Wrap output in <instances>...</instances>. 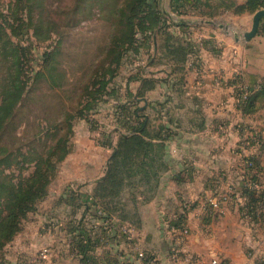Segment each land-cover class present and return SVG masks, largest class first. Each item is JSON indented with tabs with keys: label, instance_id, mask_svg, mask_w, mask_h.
<instances>
[{
	"label": "crops",
	"instance_id": "0c3cea01",
	"mask_svg": "<svg viewBox=\"0 0 264 264\" xmlns=\"http://www.w3.org/2000/svg\"><path fill=\"white\" fill-rule=\"evenodd\" d=\"M221 1L211 21L228 15L243 23L242 36L197 21L194 12L189 19L178 16L168 0L162 11L173 22L170 33L188 47L183 62L159 59L160 36L150 48L153 60L141 50L131 65L130 73L143 67L151 82L143 88L140 80L130 81L159 150L151 159L153 174L143 181L148 185L122 189L110 217L92 207H44L29 234L19 235L24 244L18 247L28 254L21 255L24 264H209L213 258L264 264V203L249 207L244 200L241 170L242 158L253 157V177L264 192V17L255 35L243 38L264 0L255 11L236 10L246 0ZM241 85L249 89L245 103L238 99ZM81 175L91 188L99 176L93 168ZM223 194L222 211L213 209L210 201ZM56 207L66 213L51 229L48 213Z\"/></svg>",
	"mask_w": 264,
	"mask_h": 264
},
{
	"label": "rangeland",
	"instance_id": "374dc122",
	"mask_svg": "<svg viewBox=\"0 0 264 264\" xmlns=\"http://www.w3.org/2000/svg\"><path fill=\"white\" fill-rule=\"evenodd\" d=\"M155 1L162 11L168 0ZM136 6L137 0H0V222L16 192L29 197L17 231L0 248V264H24L19 235L29 234L46 206L119 205V195L103 197L95 185L133 119L134 83L126 82L133 56L119 52L130 42ZM171 11L191 17L185 8ZM194 14L197 21L214 19ZM213 22L227 33L243 31L228 15ZM87 168L99 174L92 188L81 175ZM142 178L130 174L121 188H142ZM109 186L113 193L119 188L116 180ZM77 190L81 198L68 197ZM51 210L52 229L66 211Z\"/></svg>",
	"mask_w": 264,
	"mask_h": 264
},
{
	"label": "trees",
	"instance_id": "16d2710c",
	"mask_svg": "<svg viewBox=\"0 0 264 264\" xmlns=\"http://www.w3.org/2000/svg\"><path fill=\"white\" fill-rule=\"evenodd\" d=\"M169 2L171 9L175 11L180 12V8H185L190 12H198L211 18L221 12V10L218 9V3L222 1L169 0ZM224 4H226V9L230 8V2H225ZM262 4L263 0H246V3L244 5L237 6L236 10L242 11L244 9H248L255 11ZM155 5H157L155 0H137V12L132 18L134 23L131 20L129 21L131 31L128 41L130 42L125 44L123 50L119 52L120 57L122 56L123 58H127L128 56H133L132 62H134V59L141 53V50L148 51L152 47L153 43L156 44L158 37L161 36L163 40L161 48L163 50L161 49L162 55L159 56V59L170 57L176 64L183 62L188 47L182 44L179 40H176L170 33L168 28L173 24V22L165 16L161 9L159 10L155 8ZM148 56V61H151V59L153 60L151 54ZM144 74V68L140 67L138 72H135L133 76L128 77L127 83L133 80H140L143 83V88L144 85L148 87L150 85L148 83L151 82L150 80L144 78ZM142 87L138 90V96H141ZM133 105V119L131 121V125L128 126L129 130L120 136V139L115 147L117 150L116 157L110 159L104 176H102L98 180V184L95 185L101 187L103 197H114L119 195L125 185V180L128 175H142V179H144L142 181H146L150 178V174H153V169L155 170V167L151 163V159L153 155L158 154L159 150H156L153 147L152 141L149 137V131L147 129L149 121L146 120L144 111L137 106L135 94H133ZM116 165L118 168L117 174H114L112 173L113 167ZM113 180L117 181L119 187L115 193L108 189L110 187V182ZM75 196V192L68 194L69 198H73ZM248 196L250 200L249 207L253 206L252 203L255 201L258 203L259 199L255 197L254 193L249 192ZM261 197H264V192H262ZM78 198H81L80 195L76 196V199ZM24 201H29L28 192H16L11 203V207L7 209L6 216L0 222V248L3 246L4 242L10 239L17 231V218L19 214L25 210ZM79 204L80 206H84L85 210L86 207H92L96 214L110 217L109 213L111 209L108 207L104 208L102 206L101 208H95V206H90L88 202H82ZM84 245L80 244L79 247L84 249L86 248Z\"/></svg>",
	"mask_w": 264,
	"mask_h": 264
},
{
	"label": "built area",
	"instance_id": "2783aa9c",
	"mask_svg": "<svg viewBox=\"0 0 264 264\" xmlns=\"http://www.w3.org/2000/svg\"><path fill=\"white\" fill-rule=\"evenodd\" d=\"M239 91V103H245L248 100L249 97V89L245 85L240 86ZM241 170L243 171V181H242V190L244 195V200L249 202V192H252L255 194V197L259 199L258 204L263 205L264 203V197H261V194L263 190L261 189L258 181L256 178L253 177V174L257 172L258 170V164L256 160L253 157L247 156L243 157L241 160ZM227 199V195H219L218 197L212 198L210 201V206L215 209L222 211V204ZM182 233L186 234L188 233L187 229H183ZM47 250H43L41 252L42 258L46 257ZM140 256H144L140 253ZM209 264H223L220 260L213 258L209 262Z\"/></svg>",
	"mask_w": 264,
	"mask_h": 264
},
{
	"label": "water",
	"instance_id": "95a60500",
	"mask_svg": "<svg viewBox=\"0 0 264 264\" xmlns=\"http://www.w3.org/2000/svg\"><path fill=\"white\" fill-rule=\"evenodd\" d=\"M264 17V8L263 9H259L257 10L254 15H253V19H252V24H251V28L243 33V38L245 40H249L251 37H253L255 35V33L258 30L259 24H260V20L261 18ZM206 23H210L213 24L214 22L209 20V21H205ZM156 48V45H155Z\"/></svg>",
	"mask_w": 264,
	"mask_h": 264
}]
</instances>
